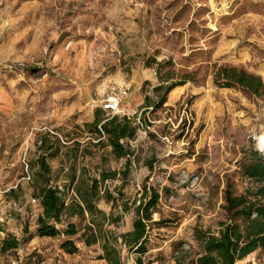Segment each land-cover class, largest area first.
Listing matches in <instances>:
<instances>
[{
    "label": "rangeland",
    "instance_id": "374dc122",
    "mask_svg": "<svg viewBox=\"0 0 264 264\" xmlns=\"http://www.w3.org/2000/svg\"><path fill=\"white\" fill-rule=\"evenodd\" d=\"M159 64L173 83H185L173 90L181 92L176 99L169 94L166 110L142 116L141 100L160 83ZM226 65L264 81V0H0V188L9 190L0 201L15 221L6 229L25 251L21 264H107L100 244L80 238L88 218L56 224H77V254L61 249L64 236L37 232L41 188L55 187L70 201L102 172L118 176L101 185L97 207L121 217L105 227L132 231L145 187L156 190L143 259L193 264L202 253L196 230L218 232L225 191L253 190L243 169L257 152L264 157V100L217 86L215 68ZM113 95L122 100L119 116L139 125L125 179L127 159L98 147L85 127ZM43 140L53 148L44 178ZM138 256L123 248V264ZM16 258L6 254L7 262ZM245 260L264 261V250Z\"/></svg>",
    "mask_w": 264,
    "mask_h": 264
},
{
    "label": "trees",
    "instance_id": "16d2710c",
    "mask_svg": "<svg viewBox=\"0 0 264 264\" xmlns=\"http://www.w3.org/2000/svg\"><path fill=\"white\" fill-rule=\"evenodd\" d=\"M161 68L162 65L159 64L157 76L160 83L144 97L142 107L145 108V112L142 116L146 115L149 110L151 114L161 109L166 110L164 106L169 94L185 83H173V78L164 76ZM214 82L221 88H239L256 99L264 100L263 79L237 66L216 67ZM105 112L107 111L104 109L97 112L94 121L87 123L85 127L91 134L98 136V147H110L117 159H127L122 172L123 179H125L130 173L132 155L128 142L135 140L139 129L137 117L111 114L105 117ZM39 148L42 151L52 149L47 146L46 140L41 142ZM48 155L53 156V154ZM48 155H41L39 158L43 169L40 173L42 178L50 171L46 162ZM117 176L116 172H102L99 179L91 178L83 185L77 186L76 195L70 201L64 192L55 187L41 188L38 199L43 212L37 219L38 235L49 238L64 236L65 240L61 244V249L69 255L77 254L79 248L73 239L80 233L77 224L68 223L63 230L59 229L56 224H60L63 217L80 218L81 220L88 218V223L85 224L80 238L86 246L100 244L103 251L101 259L107 264H123V248L139 255L136 264H151L150 262L145 263L143 256L148 252L149 224L152 223L153 215L157 212L160 194L156 190L145 187L143 199L134 206L133 230L118 235L105 226L106 224H117L121 217L108 215L97 207L101 199V185ZM243 176L255 182V188L239 195L233 194L229 189L225 191L227 217L219 223L217 233L210 230H196L195 238L202 253L193 264H238L251 254L264 250V157L257 152L250 164L243 169ZM106 198L109 202L115 200L108 192ZM10 237H12L11 234L4 242V252L13 251L19 246L18 241L14 238L10 240Z\"/></svg>",
    "mask_w": 264,
    "mask_h": 264
},
{
    "label": "built area",
    "instance_id": "2783aa9c",
    "mask_svg": "<svg viewBox=\"0 0 264 264\" xmlns=\"http://www.w3.org/2000/svg\"><path fill=\"white\" fill-rule=\"evenodd\" d=\"M121 104V97L119 95H113L107 99V103L103 105V109L111 115H119L121 113ZM25 179H30L29 173ZM7 192H9V190H3L0 188V198ZM36 201V199H33V202ZM7 209L8 205H5L0 201V264H21L25 257V251L23 248L17 247L13 251L4 252V242L8 238L9 234H11L9 233L10 230L6 229L9 220ZM10 252H15L17 258L10 262H7L6 254ZM254 264H264V261H258Z\"/></svg>",
    "mask_w": 264,
    "mask_h": 264
},
{
    "label": "crops",
    "instance_id": "0c3cea01",
    "mask_svg": "<svg viewBox=\"0 0 264 264\" xmlns=\"http://www.w3.org/2000/svg\"><path fill=\"white\" fill-rule=\"evenodd\" d=\"M176 91H178V90H176ZM176 91H172L170 94V97L172 98V99H176L177 98V96L181 93V92H176ZM144 102V99L143 100H141V104ZM38 144H40L41 145V141H40V143H38ZM50 145H53V144H50ZM55 145H57V141L55 140ZM52 148V147H51ZM53 151V148L52 149H50L49 151H40V155H48V154H51V152ZM42 152L44 153V154H42ZM10 167H12V165L11 164H9V168ZM8 197H10V195H8ZM5 200H7V196H5ZM19 202L21 203V197L19 198ZM10 220V219H9ZM15 222L13 219H11L10 220V222ZM199 256V255H198ZM241 262H243V261H240V262H238V264H240ZM245 264H249L246 260H245V262H244Z\"/></svg>",
    "mask_w": 264,
    "mask_h": 264
},
{
    "label": "bare ground",
    "instance_id": "6f19581e",
    "mask_svg": "<svg viewBox=\"0 0 264 264\" xmlns=\"http://www.w3.org/2000/svg\"><path fill=\"white\" fill-rule=\"evenodd\" d=\"M259 147L264 150V135L259 138Z\"/></svg>",
    "mask_w": 264,
    "mask_h": 264
}]
</instances>
